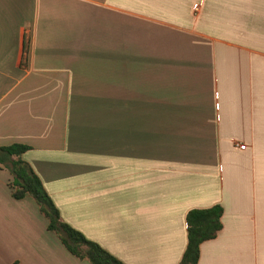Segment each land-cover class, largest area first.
I'll return each instance as SVG.
<instances>
[{"label": "crops", "instance_id": "crops-1", "mask_svg": "<svg viewBox=\"0 0 264 264\" xmlns=\"http://www.w3.org/2000/svg\"><path fill=\"white\" fill-rule=\"evenodd\" d=\"M124 264H264V0H0V148ZM0 164V264L74 256Z\"/></svg>", "mask_w": 264, "mask_h": 264}, {"label": "trees", "instance_id": "trees-1", "mask_svg": "<svg viewBox=\"0 0 264 264\" xmlns=\"http://www.w3.org/2000/svg\"><path fill=\"white\" fill-rule=\"evenodd\" d=\"M30 147L16 144L0 148V164L12 174L10 186L17 200L32 197L41 212L49 221V230L56 233L65 247L80 260L91 264H124L106 251L98 243L88 240L82 233L66 224L58 208L36 175L32 167L22 159ZM224 208L221 205L210 209H196L189 212L188 247L180 264H198L201 246L204 242L215 239L223 229Z\"/></svg>", "mask_w": 264, "mask_h": 264}]
</instances>
